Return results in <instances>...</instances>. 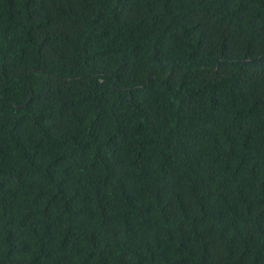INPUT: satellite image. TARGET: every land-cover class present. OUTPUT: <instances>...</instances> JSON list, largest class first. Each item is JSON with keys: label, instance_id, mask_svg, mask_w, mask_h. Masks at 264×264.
<instances>
[{"label": "trees", "instance_id": "16d2710c", "mask_svg": "<svg viewBox=\"0 0 264 264\" xmlns=\"http://www.w3.org/2000/svg\"><path fill=\"white\" fill-rule=\"evenodd\" d=\"M0 264H264V0H0Z\"/></svg>", "mask_w": 264, "mask_h": 264}]
</instances>
